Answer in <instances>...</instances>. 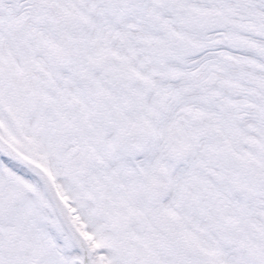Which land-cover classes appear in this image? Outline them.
<instances>
[{"label": "snow or ice", "instance_id": "obj_1", "mask_svg": "<svg viewBox=\"0 0 264 264\" xmlns=\"http://www.w3.org/2000/svg\"><path fill=\"white\" fill-rule=\"evenodd\" d=\"M0 264H264V0H0Z\"/></svg>", "mask_w": 264, "mask_h": 264}]
</instances>
